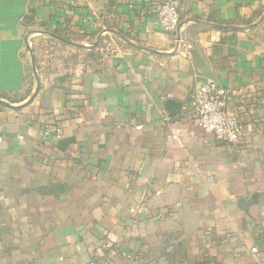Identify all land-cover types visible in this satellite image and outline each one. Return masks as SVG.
<instances>
[{"label": "crops", "instance_id": "crops-1", "mask_svg": "<svg viewBox=\"0 0 264 264\" xmlns=\"http://www.w3.org/2000/svg\"><path fill=\"white\" fill-rule=\"evenodd\" d=\"M155 4L0 0V264H264V0H182L171 33ZM194 50L240 149L184 108L208 80Z\"/></svg>", "mask_w": 264, "mask_h": 264}, {"label": "built area", "instance_id": "built-area-1", "mask_svg": "<svg viewBox=\"0 0 264 264\" xmlns=\"http://www.w3.org/2000/svg\"><path fill=\"white\" fill-rule=\"evenodd\" d=\"M181 1L156 0L155 6L149 8L148 11L152 10L155 14V24L161 31L171 33L179 29L182 21ZM179 45L185 53H190L191 44L180 40ZM229 92V89L218 81L208 79L198 86L184 108L192 111L206 133L213 135L218 141L240 149L244 137L245 118L242 114L229 112L227 107ZM19 138L23 136L20 135ZM39 138L44 147H51L61 138V129L55 124L46 125ZM135 211L136 208L133 207V212ZM251 250L258 252V247L254 246Z\"/></svg>", "mask_w": 264, "mask_h": 264}, {"label": "water", "instance_id": "water-1", "mask_svg": "<svg viewBox=\"0 0 264 264\" xmlns=\"http://www.w3.org/2000/svg\"><path fill=\"white\" fill-rule=\"evenodd\" d=\"M261 19H264V15L261 17ZM215 26H217V27H223L222 25H216V24H215ZM52 35L54 37L62 40V41L67 42V43H70V44H73V45H76V46H82L80 44L71 42V41H69V40H67L64 37H61L59 35H56V34H52ZM98 43H99V40H97L94 43H91L88 47L92 48L94 46H97ZM193 65H194V67L197 70H199V72H200V74H201L202 77L207 78V79H213V76L209 72L208 67L204 63L203 59L201 58V56L199 55V53H198L197 50H194L193 51ZM33 69H34V71L36 73V66H35V60H34V58H33ZM0 103L5 104V105H9V103L7 101H4L3 99H0ZM165 106L170 111V113L172 115H177V114H180L182 112L183 103L180 102V101H175L173 99H167L165 101Z\"/></svg>", "mask_w": 264, "mask_h": 264}, {"label": "rangeland", "instance_id": "rangeland-1", "mask_svg": "<svg viewBox=\"0 0 264 264\" xmlns=\"http://www.w3.org/2000/svg\"><path fill=\"white\" fill-rule=\"evenodd\" d=\"M32 33H34V32H32ZM31 40H32L33 48H34L36 55H37V59H39V60L44 59V58H46L47 55L51 54L50 52H48V50L52 47V45H48V42L50 40L49 38L44 37L42 35H34ZM69 48H71V47H69ZM36 72L38 73L37 70H36Z\"/></svg>", "mask_w": 264, "mask_h": 264}]
</instances>
